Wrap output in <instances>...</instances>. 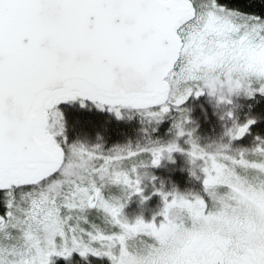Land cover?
<instances>
[{
  "label": "snow or ice",
  "instance_id": "6c2138e0",
  "mask_svg": "<svg viewBox=\"0 0 264 264\" xmlns=\"http://www.w3.org/2000/svg\"><path fill=\"white\" fill-rule=\"evenodd\" d=\"M205 91L264 95V17L217 0H0V264H264V138L233 147L256 122L234 120L200 143L182 105ZM61 104L138 116V139L106 149L101 125L90 143ZM178 151L200 190H161L162 220L129 221L155 179L138 170Z\"/></svg>",
  "mask_w": 264,
  "mask_h": 264
},
{
  "label": "trees",
  "instance_id": "16d2710c",
  "mask_svg": "<svg viewBox=\"0 0 264 264\" xmlns=\"http://www.w3.org/2000/svg\"><path fill=\"white\" fill-rule=\"evenodd\" d=\"M217 2L221 5H224L229 9H238L241 12L247 13L252 16L264 17V0H217ZM201 98L190 99L187 103H184L182 107L187 110V127L188 129H194L193 135L200 138V143H212L215 144L217 140V132L216 129L212 126L215 124L212 122V114L211 109L207 107L206 114L209 117V120H203V115L199 112V109L196 107V102H200ZM67 119L69 121V125L71 126L73 123H77V130L83 127L87 130L90 138V143H94L96 131L101 128V125L106 127V131L102 132L105 138V148H110L115 144H123L127 142V140L131 139L135 142L138 132V125H140V119L138 116L133 115L131 119L127 116L123 118H116V116H112V114H108L105 112H99L95 109L85 110L80 109L78 106H67L64 107ZM175 114V113H174ZM211 122V124H210ZM141 126V125H140ZM170 126V122H165L161 126V133L166 132ZM218 129V128H217ZM264 132V131H263ZM221 134V132H220ZM75 131L69 128V136L71 138H75ZM136 138H132L135 137ZM187 137L180 138L177 142L181 146L182 149H188L189 145L185 143ZM250 147V146H249ZM164 160L165 167L161 168V163ZM159 165L149 166L146 169H139L140 172H148L150 177H155L153 181L156 186L150 184L148 190H146L145 194H143L144 198L147 197L150 201L149 212L154 211V207H156V196L160 194V191L170 192L173 188L176 190H180L181 188H190L189 191H192L193 187H200L199 180L196 176L192 175V170L194 165L190 162L189 157L187 155V151H178L173 152L171 154V159L168 158V154H164V158L161 159ZM196 175H198L199 169H195ZM162 172L163 179L165 181V187H163L160 182V178L156 175ZM146 180L143 179L142 181ZM141 181V185H142ZM194 191V190H193ZM145 200V199H144ZM136 206H147L146 204H141V198H137L136 194H133V197L129 198L123 212L130 211L131 208ZM153 206V207H152ZM0 211H3V205L0 203ZM152 211V212H153ZM141 214V212H140ZM135 217V216H133ZM98 223H101L98 220ZM91 258H87V261L83 260L80 256L76 254L72 256L71 260L58 258L51 262V264H105L104 262H100L96 260L95 256L89 255ZM109 264V263H108Z\"/></svg>",
  "mask_w": 264,
  "mask_h": 264
},
{
  "label": "rangeland",
  "instance_id": "374dc122",
  "mask_svg": "<svg viewBox=\"0 0 264 264\" xmlns=\"http://www.w3.org/2000/svg\"><path fill=\"white\" fill-rule=\"evenodd\" d=\"M198 97L201 98L200 99L201 103L196 102V107L199 109V112L203 115L202 117L203 120L205 121L207 119L209 120V117L206 114V111L208 108L205 107V105L211 109V114H212L211 121L215 123L212 126L214 127V129H216L217 137L220 136V132L222 133L225 125L231 127L234 120L240 125H243L244 123L247 122V120L255 119L256 122L250 126L248 133L243 138L233 141V144H232L233 147H249L253 144L254 140L257 137L264 138V132H263L264 131V95L257 93L254 97L248 98L246 95L241 93L240 95L238 96L234 95L231 98L232 99L231 104L225 105L223 103L218 102V99L216 97L210 96L207 93V91H205L200 96H196V95L189 96V98L185 101V103H187V101L190 99H195ZM67 106L68 105H64V104L59 105V107L62 109H64V107H67ZM75 106H78V105H75ZM92 109H95V108H92ZM229 109H231L233 112V116L231 119L224 117V113ZM95 110L98 111L97 109ZM105 113L112 114L107 111H105ZM112 116L115 117L114 114H112ZM140 127L141 126L138 125V129ZM132 138H136V135L135 137H132ZM225 142H228L227 137H225ZM253 159H258V158L253 157ZM160 165H161V168L165 167L164 160L162 161ZM246 174L248 175L250 179L254 175L252 173H246ZM198 175L201 176L200 172H198ZM157 177L160 178L161 180L160 184L163 187H165L166 184L163 179L162 172L156 175V181L158 180ZM202 178L203 177L201 176V179L199 180V185H200L199 188L196 186H191L193 187L192 189L194 191L200 190ZM150 184L153 185V187L156 186L155 182L151 178H146V180L142 181V185H140L142 188V192L136 195H137V198H141V204H146L147 206H143L142 208L140 206H136L134 208H131L130 211L125 212L124 214L129 219V221H134L136 218L139 217V218H142L144 222L148 223V222H153L154 216L157 222L162 220V217L157 216L156 214L163 207V197L160 194L156 196V203H155L156 207H154L156 209H154V211L152 210L153 212L152 211L149 212L148 206H150V201L148 200L147 197L144 198L143 196L146 190H148V188L150 187ZM189 189L190 188H181L178 191L184 192V191H189ZM131 197H133V195H131L130 198ZM93 218L95 219V217ZM96 222L98 223V220H96ZM101 226L103 227V225ZM74 255L75 253L73 254V256ZM76 255L79 256L78 254ZM58 258L65 259L63 257L52 256L50 260L52 262ZM89 258L91 257L89 256ZM96 260L100 262H104L105 264H108V263L110 264V261L107 258H97L96 257Z\"/></svg>",
  "mask_w": 264,
  "mask_h": 264
}]
</instances>
